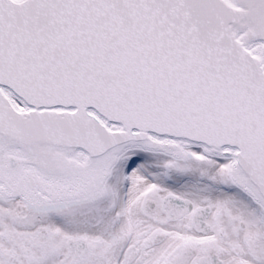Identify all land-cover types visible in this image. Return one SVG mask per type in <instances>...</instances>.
<instances>
[{"label": "snow or ice", "instance_id": "6c2138e0", "mask_svg": "<svg viewBox=\"0 0 264 264\" xmlns=\"http://www.w3.org/2000/svg\"><path fill=\"white\" fill-rule=\"evenodd\" d=\"M0 264H264V0H0Z\"/></svg>", "mask_w": 264, "mask_h": 264}]
</instances>
